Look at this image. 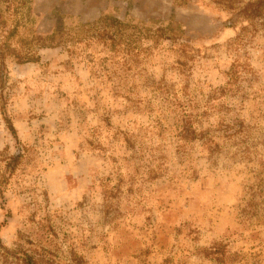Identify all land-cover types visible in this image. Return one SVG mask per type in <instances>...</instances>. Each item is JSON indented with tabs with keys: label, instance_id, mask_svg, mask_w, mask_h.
Here are the masks:
<instances>
[{
	"label": "rangeland",
	"instance_id": "1",
	"mask_svg": "<svg viewBox=\"0 0 264 264\" xmlns=\"http://www.w3.org/2000/svg\"><path fill=\"white\" fill-rule=\"evenodd\" d=\"M31 7L39 35L103 14L177 26L130 54L94 37L7 61L0 172L22 159L0 264H264V0Z\"/></svg>",
	"mask_w": 264,
	"mask_h": 264
},
{
	"label": "trees",
	"instance_id": "2",
	"mask_svg": "<svg viewBox=\"0 0 264 264\" xmlns=\"http://www.w3.org/2000/svg\"><path fill=\"white\" fill-rule=\"evenodd\" d=\"M33 25L31 0H0V91L4 85L7 61L10 60L16 64L37 62L40 48L56 47L68 41L84 42L95 37L106 42L111 52L121 50L123 53L130 54L139 38L155 40V38L174 33L177 26L171 20L164 27L153 31L146 27L147 33L142 34V26L131 20H122L109 14L100 15L91 23H78L64 28L55 27L44 35L36 34ZM140 51L144 49L140 48ZM4 106L5 99L0 93V113L11 133L15 135V129L9 119L4 116ZM198 134L189 124H186L180 131L179 137L181 140L194 139ZM209 143L213 141L209 139ZM21 159L22 152L19 151L7 158L4 164L7 174L0 172V192L3 191L4 183L12 175Z\"/></svg>",
	"mask_w": 264,
	"mask_h": 264
}]
</instances>
